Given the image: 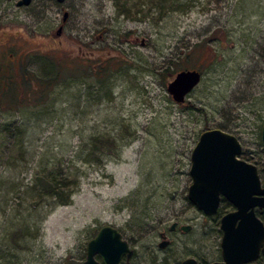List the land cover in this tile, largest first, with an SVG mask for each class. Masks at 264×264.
<instances>
[{
	"label": "rangeland",
	"instance_id": "374dc122",
	"mask_svg": "<svg viewBox=\"0 0 264 264\" xmlns=\"http://www.w3.org/2000/svg\"><path fill=\"white\" fill-rule=\"evenodd\" d=\"M16 1L0 0V125L22 135L0 145V264H83L103 225L129 243L131 264L219 260V217L187 199L190 152L223 125L264 165V0H176L163 13L130 0L135 16L120 0ZM183 69L202 78L176 104L166 85ZM102 133L113 155L84 162ZM59 158L78 180L67 205L30 187Z\"/></svg>",
	"mask_w": 264,
	"mask_h": 264
},
{
	"label": "water",
	"instance_id": "95a60500",
	"mask_svg": "<svg viewBox=\"0 0 264 264\" xmlns=\"http://www.w3.org/2000/svg\"><path fill=\"white\" fill-rule=\"evenodd\" d=\"M55 1L62 3L64 0ZM30 2L17 0L16 5L27 6ZM66 16L67 12H64L63 22ZM61 31L62 26L56 33L60 34ZM201 78V73L196 69L180 70L167 83L166 91L176 104H181ZM260 139L264 145V124ZM240 152L241 145L236 137L219 128L199 133L190 152L191 183L187 189L190 203L204 214L214 215L220 196H223L235 208L220 218L222 261L210 264H244L253 261L264 241V225L253 212L255 206L264 209V187L260 185L256 167L237 158ZM187 228L183 227L184 230ZM166 244L167 241H162L159 246L164 247ZM131 254L128 243L121 239L119 231L111 225H103L87 242L83 264H101L95 260V255L101 258L102 264H119L123 256L129 258ZM182 264H196V261L187 258Z\"/></svg>",
	"mask_w": 264,
	"mask_h": 264
},
{
	"label": "trees",
	"instance_id": "16d2710c",
	"mask_svg": "<svg viewBox=\"0 0 264 264\" xmlns=\"http://www.w3.org/2000/svg\"><path fill=\"white\" fill-rule=\"evenodd\" d=\"M121 4H117L118 7V12L125 16H135L134 14H137L141 12L140 8L136 4L134 7V14H132V7H127L126 4L130 0H120ZM188 1L184 2L182 4V8H187ZM150 4H153L151 7H158V12L163 13L168 10H173L175 6L176 0H149ZM142 5L146 4V1L143 0L141 3ZM177 5V3H176ZM176 7V6H175ZM198 45L194 44L190 47V50L192 51L195 49ZM191 53V52H190ZM57 70L59 69V66L56 68ZM180 71V70H179ZM102 74V70H97L96 71V77L97 75ZM100 79V78H99ZM42 81H39L36 83L38 86L42 87L46 86L45 88H49V84H47V81L45 84L40 83ZM45 89V90H46ZM40 91L42 94L44 91H42V88H40ZM17 129L16 125H13ZM12 127V128H13ZM220 129H224L225 126L221 125L219 127ZM20 130H12L11 129V124H3L0 125V145L5 147V145L8 146L7 143L13 144V146L18 147V141L21 138L22 135L19 134V136H16V133H19ZM102 137L96 136L93 137L90 141L89 148L87 149V152L85 153L83 157V161L87 163H96L102 165L104 163V160L107 156H112V147L114 150H116V146L114 144L112 145V142L114 141V137L110 136L109 133H102ZM108 137V139H106ZM102 139H106L108 144H105V142ZM100 144V145H99ZM112 146V147H111ZM0 148V149H2ZM1 157V155H0ZM42 172L38 171L34 177H33V182L30 185L31 189L35 190L34 193L37 198H48L53 202L54 204H59V205H67L71 201V195L72 192L74 191V188L78 186V180L77 176L75 175L76 173L74 171H69L68 168L64 165L63 166V159H55L53 162H51L49 167H43ZM230 205L228 202L222 199L221 201V206L218 209V216H215L218 218L222 213H224V210L228 208Z\"/></svg>",
	"mask_w": 264,
	"mask_h": 264
},
{
	"label": "flooded vegetation",
	"instance_id": "af4514ba",
	"mask_svg": "<svg viewBox=\"0 0 264 264\" xmlns=\"http://www.w3.org/2000/svg\"><path fill=\"white\" fill-rule=\"evenodd\" d=\"M67 16H68V13H67ZM67 16H66V18H67ZM65 21H66V19H65ZM264 124V123H263ZM262 124V125H263ZM262 127V126H261ZM220 129V128H219ZM222 130V129H221ZM224 131V130H223ZM260 131H261V129H260ZM229 133V132H228ZM234 135V134H233ZM235 136V135H234ZM236 137V136H235ZM259 138H260V133H259ZM236 139L238 140V142L240 143V145H241V152H240V154L237 156V158H239V159H242V160H244L245 162H247V163H250V164H253L255 167H256V171H257V175H258V177H259V179H260V185H261V187H264V181L262 180V175H263V167L262 166H264V165H262V162H261V160L257 157V152H253V153H251L250 155H252V156H249V155H247L248 154V152L247 151H245V150H243V148H242V144H241V142L239 141V139L236 137ZM260 142H261V139H260ZM261 144H262V142H261ZM262 146H263V148H264V145L262 144ZM244 151V152H243ZM246 152V153H245ZM242 155V156H241ZM262 167V168H261ZM222 199L223 200H225L226 202H228L223 196H220V202H219V206H218V209L220 208V206H221V201H222ZM229 203V202H228ZM229 210H227V211H225L224 213H222L220 216H219V228H218V232L219 233H221V237H222V231H221V229H220V218L222 217V215H224L225 213H227V212H229V211H232V210H234L235 208L229 203ZM194 207H196V206H194ZM197 208V207H196ZM198 209V208H197ZM218 209H217V212L214 214V215H206V214H204L201 210H199V211H201L205 216H208V217H215V216H218ZM253 212H254V215L262 222V224L264 225V209L263 208H259V207H257V206H255L254 208H253ZM185 226H188V228L186 229V230H184L183 229V227H185ZM177 227V222H173L172 223V225L170 226V230H174L175 228ZM191 228V226L190 225H183V224H181V225H179V229L180 230H182L183 232H187L189 229ZM100 229V228H99ZM98 229V230H99ZM117 229V228H116ZM118 230V229H117ZM119 231V230H118ZM98 232V231H97ZM119 233H120V231H119ZM121 234V233H120ZM160 237L162 238V240H161V242L162 241H167V244L164 246V247H160L159 246V244L161 243H159L158 244V247L159 248H165L167 245H168V240H166L165 239V235L163 234V233H160ZM121 239L122 240H124V241H126L123 237H122V234H121ZM221 241V240H220ZM127 242V241H126ZM128 243V242H127ZM128 246H129V248L131 249V251H132V254H131V256L129 257V258H126V256H123L122 258H121V260L119 261V264H126V263H128V264H131L130 263V259H131V257H132V255H133V249L130 247V245H129V243H128ZM263 247H264V241L263 242H261V246H260V248H259V252H258V255H257V257L253 260V261H250V262H245L244 264H264V253H263ZM220 250H221V247H220ZM220 253H221V251H220ZM94 258H95V260L97 261V262H99V263H101L102 264V260H101V258L98 256V255H95L94 256ZM187 258H193V257H187ZM187 258H185V259H187ZM193 259H195V258H193ZM184 260V259H183ZM182 260V261H183ZM182 261H181V263L180 264H182ZM195 261H196V264H199V262L195 259ZM216 261H222V256L220 257V259L219 260H216ZM216 261H212V262H216ZM212 262H210V263H212ZM210 263H208V264H210Z\"/></svg>",
	"mask_w": 264,
	"mask_h": 264
}]
</instances>
